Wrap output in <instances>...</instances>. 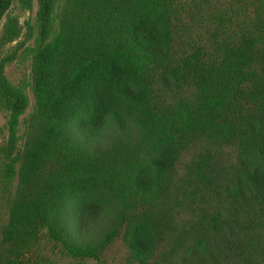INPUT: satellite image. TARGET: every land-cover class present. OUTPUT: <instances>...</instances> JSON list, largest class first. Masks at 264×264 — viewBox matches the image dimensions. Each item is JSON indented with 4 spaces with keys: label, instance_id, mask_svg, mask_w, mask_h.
<instances>
[{
    "label": "trees",
    "instance_id": "trees-1",
    "mask_svg": "<svg viewBox=\"0 0 264 264\" xmlns=\"http://www.w3.org/2000/svg\"><path fill=\"white\" fill-rule=\"evenodd\" d=\"M3 20L0 264H264V0Z\"/></svg>",
    "mask_w": 264,
    "mask_h": 264
},
{
    "label": "rangeland",
    "instance_id": "rangeland-1",
    "mask_svg": "<svg viewBox=\"0 0 264 264\" xmlns=\"http://www.w3.org/2000/svg\"><path fill=\"white\" fill-rule=\"evenodd\" d=\"M36 9H37V3L35 2L34 12L32 15L35 14ZM10 15L18 17L20 20V23L24 24L26 22V20L29 18L30 13L24 12L17 5H14L10 11ZM5 21L6 20H3L0 23V37H1L2 32H3ZM9 48H10V45L0 46V56H1V54H4L5 52H7ZM28 72H29L28 64H26L22 60H18L14 64L7 67V74L9 76V78L11 80H14V81L20 80L24 76V74H28ZM28 95L30 97L31 106H30V109L28 110L27 115L32 111V107L35 103L34 98H33V94L31 91H28ZM5 122H6L5 118L0 117V128L4 127ZM108 255H109V258L116 259V262L118 263L120 258L123 257V255H124V249L119 244H117L111 249V251L109 252Z\"/></svg>",
    "mask_w": 264,
    "mask_h": 264
}]
</instances>
